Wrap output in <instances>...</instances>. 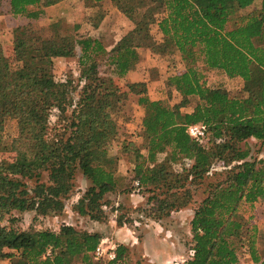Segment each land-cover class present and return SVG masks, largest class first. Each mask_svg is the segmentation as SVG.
<instances>
[{"label":"trees","instance_id":"1","mask_svg":"<svg viewBox=\"0 0 264 264\" xmlns=\"http://www.w3.org/2000/svg\"><path fill=\"white\" fill-rule=\"evenodd\" d=\"M61 1L0 0V15L21 19L13 30L12 60L5 59L0 47V149L8 119L16 121L18 131L7 150L14 160L0 163V264H97L93 253L102 240L99 233L69 225L19 232L13 229L19 220L15 214H50L71 194L78 171L89 187L74 212L97 221L108 209L104 196L120 192L119 183L125 180L114 170V115L120 99L109 81L134 70L139 51L179 53L186 67L167 83L168 91L179 96L178 103L152 101L137 93L143 115L135 135L142 148L127 143L136 156L130 181H137L141 192L161 190L158 218L163 210L180 207L179 196L189 194L187 183L207 181L205 197L190 222L193 246L185 264H240L236 241L241 242L245 225L250 260L264 264V255L256 249V228L242 220L246 211L253 218L255 205L264 201V159L255 162L249 149L240 147L248 139L264 145V0L258 13L237 18L254 0H84L97 8L98 18L89 20L93 29L102 23L104 1L114 3L133 23L109 47L91 35L58 31L43 37L37 21L44 8ZM77 49L83 85L73 101L68 83L43 76L41 65ZM99 61L111 79L101 76ZM209 71L244 82L258 77L259 94L230 97L224 88L207 84ZM193 99L191 109L183 111ZM54 109L66 114L61 132L48 127ZM195 124L207 129L201 141L187 134ZM163 154L168 157L160 159ZM174 164L177 175L171 172ZM217 168L222 171L216 173ZM43 175L46 181L41 182ZM127 251L117 246L115 260L107 264H124Z\"/></svg>","mask_w":264,"mask_h":264},{"label":"rangeland","instance_id":"2","mask_svg":"<svg viewBox=\"0 0 264 264\" xmlns=\"http://www.w3.org/2000/svg\"><path fill=\"white\" fill-rule=\"evenodd\" d=\"M87 4L90 3L84 0H72L65 9L58 12V15L55 14V17H52L50 20L38 22L36 27H38L43 37H51L58 31H61V33H76L79 36L91 35L92 37L99 38L106 47L112 45L133 28V23L117 10L114 3L104 1L100 5V12L104 13L102 23L97 29H93L89 20L90 18L97 19L99 15L97 8H91ZM260 6L261 0H254L251 6L239 10L235 18L242 15L256 14L260 10ZM12 28L13 22L9 17L0 20V47L3 50L5 59L8 61L12 60ZM151 33L152 35L156 33L155 27H152ZM145 55L146 60H148L147 55L151 58L149 59L150 61H147V67L143 69L144 71H141L145 73L141 78L145 79L147 83L138 82L131 84L125 81L124 78H113L112 81H109L111 91L116 93V96L120 99L119 107L114 115L118 128L117 139L112 144L113 154L116 157L114 159L116 161L114 162V170L120 178H124L125 180H121V183H119L121 186L120 192L110 193L104 196V201L108 204V209L100 214L97 221L80 216L74 212L73 207L89 187V183L78 171L74 179V188L71 194L63 200L61 205H58L46 216L36 215L34 212L15 214L19 220L13 225V229L19 232L27 231L29 228L54 231L62 225H69L79 232L95 230L96 232L89 233H99L102 236L101 241L104 242V247H112L114 249L117 246L126 247L128 250L126 253L127 261L124 264H147V261L143 258L145 255V243L147 242L151 250L165 249L167 245H170L169 242H176L179 251L177 252V260L175 262L183 259L186 263L190 259V248L193 246L190 222L193 218L194 210L205 197L207 181L196 182L191 185L187 183L188 186L185 189L189 192L188 196L180 195V207L169 213L163 210L162 218L157 217V209H159L158 201L164 197L163 195H159L161 190L157 189L153 193H149L141 192L139 189V192H137L133 188V184L136 181H130L136 156L127 149V143H134L139 150L142 148V142L135 134L139 130V119L140 115H143V109L137 104V99L133 95L145 91V86L150 85L151 90L155 91L159 99L169 100L171 105L178 103L179 96L168 91L167 83L171 76L182 73L186 67L179 53H151ZM78 56L79 51L77 49L70 56L53 58L52 60L43 62L41 65V74L43 76L51 77L58 82L68 83L73 101H77L79 91L83 85L78 66ZM101 63V61L98 63L100 74L105 79H109V71ZM260 83V78L258 77H253L251 81L244 82L240 78L226 77L218 71L207 72V84L213 88H224L230 97H256L261 89ZM194 103L195 100L193 99L191 106L183 109V111L191 109ZM65 115L62 109H54L48 119L49 129L51 131L61 132L66 125ZM17 132L16 121L8 119L2 132L4 145L0 149V163L4 161V163L12 162L14 160V155L11 152H7V150L9 149L10 139L16 138ZM240 147L249 149L251 160L259 162L264 159V145H261L254 139H248L242 142ZM167 157V154L159 156L160 159H166ZM217 171L216 173H219L222 170L221 168H217ZM171 172L172 175H177L180 172L178 165H172ZM44 180L46 181L45 175H43L41 182ZM145 220L150 223V227L154 228L153 236H150L148 241H142L143 235L141 228L144 227ZM242 220L249 221L248 223H251L256 228V249L259 255L263 256L264 201L255 205L253 218L251 212L246 211L244 212ZM160 226L162 230L160 231L159 229L160 232H156V229L160 228ZM121 228L126 234L128 233L126 230H133L134 240H127V238L118 240V232ZM241 233L243 236L241 242L236 241V253L240 264L246 262L247 257L245 256L250 258L245 236L246 225ZM164 238L166 241H164ZM171 257L174 256L171 255L169 261ZM93 259L97 264L111 262L107 261L106 258L95 259L93 256ZM172 263V261L169 262V264Z\"/></svg>","mask_w":264,"mask_h":264},{"label":"crops","instance_id":"3","mask_svg":"<svg viewBox=\"0 0 264 264\" xmlns=\"http://www.w3.org/2000/svg\"><path fill=\"white\" fill-rule=\"evenodd\" d=\"M72 0H63L53 6H49L44 8L43 10V17L40 18L38 22L43 21V20H50L52 17H55V14L58 15V12H61L63 9L66 8V6L71 2ZM9 17L12 22H13V28L12 30H14V28L18 27L19 25H21V19L19 18H14L10 15H6V14H1L0 15V20ZM148 51H139V63L138 65L135 67L134 70H132L131 72H129L125 77V81L131 83V84H135L138 82H146L145 79H142L141 76L145 75L143 69L147 67V61L149 59H151L148 55V60L145 59L146 55L145 54H151V53H146ZM155 56V55H154ZM150 61V60H149ZM147 83V82H146ZM144 95L146 97H148L150 100L152 101H158V100H164V99H159L155 93V91H152L150 88V85H146L145 86V91ZM136 97L137 99V104H138V99L140 96L138 95H133V97ZM142 117V114L140 115V119ZM139 119V120H140ZM140 122V121H139ZM144 227L141 228V232L143 235V239L142 241H148V239L150 238V236H153L152 234L153 232V227H150V223H148V221L145 220V223L143 224ZM155 227V226H154ZM150 228V229H148ZM160 229V231L162 230L161 226L160 228L156 229V232H158ZM56 231V229L54 230ZM128 233L126 234L125 232H123V229L121 228V230L118 232V240L121 239H125L127 238V240H134V232L133 230H126ZM159 231V232H160ZM88 232H96L95 230H90ZM164 241H166V239L164 238ZM170 245H167L165 249H155V250H151L148 246V242L145 243V250H144V256L143 258L147 261V264H169V262H175L176 259V255L178 254L177 252L179 251L178 245L176 242H169ZM143 245V244H142ZM173 255L174 257H171L170 261H169V257ZM174 260V261H173ZM2 264H7V261L2 262Z\"/></svg>","mask_w":264,"mask_h":264},{"label":"built area","instance_id":"4","mask_svg":"<svg viewBox=\"0 0 264 264\" xmlns=\"http://www.w3.org/2000/svg\"><path fill=\"white\" fill-rule=\"evenodd\" d=\"M206 131L207 129L204 125L195 124L188 127L187 134L190 137V139L201 141L205 138ZM133 188L135 189V191L139 192V184L137 181L133 184ZM103 244L104 242L101 241L99 245L96 247L93 253L94 258L95 259L106 258L107 261L115 260V249L112 247H104ZM245 257H247L246 262H243L241 264H253L248 256ZM184 263L185 261L181 259L180 261L173 262L172 264H184Z\"/></svg>","mask_w":264,"mask_h":264}]
</instances>
